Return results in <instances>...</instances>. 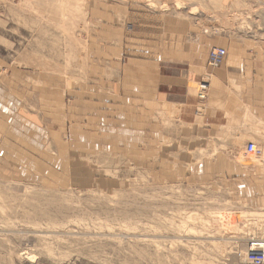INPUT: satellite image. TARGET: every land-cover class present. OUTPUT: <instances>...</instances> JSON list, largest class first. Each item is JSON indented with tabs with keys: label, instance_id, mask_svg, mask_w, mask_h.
<instances>
[{
	"label": "rangeland",
	"instance_id": "rangeland-1",
	"mask_svg": "<svg viewBox=\"0 0 264 264\" xmlns=\"http://www.w3.org/2000/svg\"><path fill=\"white\" fill-rule=\"evenodd\" d=\"M151 11L264 35L261 3L0 0L2 68L19 71V139L0 146V264H239L263 235L264 147L232 155L245 141L193 139L134 96L146 45L130 26Z\"/></svg>",
	"mask_w": 264,
	"mask_h": 264
},
{
	"label": "crops",
	"instance_id": "crops-1",
	"mask_svg": "<svg viewBox=\"0 0 264 264\" xmlns=\"http://www.w3.org/2000/svg\"><path fill=\"white\" fill-rule=\"evenodd\" d=\"M220 1L230 9L237 4L264 5V0ZM152 12L148 14L151 22L143 23V27L136 23L130 26L134 31L129 37L134 39L129 41L146 45L143 70L129 71V82H136L130 87L139 85L134 88L135 98L140 94L137 101L142 99L145 107L158 102L161 113L174 115L180 127L191 126L193 139H216L222 134L225 142L245 141L236 142L232 155L245 154L249 142L264 147V35L214 36L177 16L158 17ZM214 47L228 52L223 64L216 68L207 64ZM4 59L0 55L1 149L5 140L19 139V111L14 109L18 107L19 71L2 68ZM203 81L208 82V91L201 100L199 85ZM9 129L14 135L9 136Z\"/></svg>",
	"mask_w": 264,
	"mask_h": 264
},
{
	"label": "built area",
	"instance_id": "built-area-1",
	"mask_svg": "<svg viewBox=\"0 0 264 264\" xmlns=\"http://www.w3.org/2000/svg\"><path fill=\"white\" fill-rule=\"evenodd\" d=\"M227 50L223 47H214L211 49L207 64L216 68L223 64L227 56ZM208 91V82L203 81L199 85V98L205 99ZM246 151L250 155H260L261 149L254 142H249L246 146ZM239 264H264V235L255 233L246 239L245 251L241 257Z\"/></svg>",
	"mask_w": 264,
	"mask_h": 264
},
{
	"label": "bare ground",
	"instance_id": "bare-ground-1",
	"mask_svg": "<svg viewBox=\"0 0 264 264\" xmlns=\"http://www.w3.org/2000/svg\"><path fill=\"white\" fill-rule=\"evenodd\" d=\"M259 11V10H258ZM255 159V158H254ZM256 160V159H255ZM253 161V160H252ZM255 163H256V161H254ZM253 162V163H254ZM260 162V161H259ZM257 164V163H256ZM261 164V163H260ZM114 202V201H113ZM37 211V210H36ZM61 215V214H60ZM256 215V214H255ZM91 217V216H90ZM113 218V217H112ZM229 218V217H228ZM54 219V218H53ZM91 221V220H90ZM114 221V220H113ZM120 221V220H119ZM264 221V220H263ZM140 222V221H139ZM146 222V221H145ZM139 224V223H138ZM141 225V224H140ZM147 225V224H146ZM153 225V224H152ZM127 227V226H126ZM128 227H129V225H128ZM200 229V228H199ZM263 235H264V231H263ZM168 241V240H167ZM156 247V246H155ZM161 247H162V245H161ZM164 249V248H163ZM244 251H245V249H244ZM160 257V256H159Z\"/></svg>",
	"mask_w": 264,
	"mask_h": 264
}]
</instances>
